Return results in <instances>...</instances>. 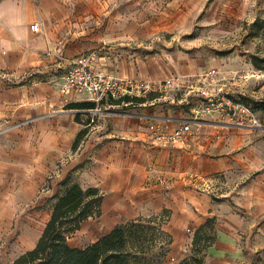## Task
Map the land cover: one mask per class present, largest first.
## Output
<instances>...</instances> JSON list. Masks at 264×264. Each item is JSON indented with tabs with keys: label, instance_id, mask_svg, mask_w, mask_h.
Segmentation results:
<instances>
[{
	"label": "crops",
	"instance_id": "crops-1",
	"mask_svg": "<svg viewBox=\"0 0 264 264\" xmlns=\"http://www.w3.org/2000/svg\"><path fill=\"white\" fill-rule=\"evenodd\" d=\"M252 1L0 0V248L5 231L21 227L22 181L30 187L52 173L61 180L79 164L66 159L77 134L95 124L86 112L67 108L81 102L76 100L79 97L63 96L58 90L71 59L84 56L93 69L116 78L159 81L198 74L200 68L173 54L140 58L133 45L144 42L146 46L157 36V41L173 37L181 25L192 23L204 11L215 32L228 33L250 12ZM34 23L39 26L36 33L30 29ZM185 110L168 99L143 108L167 117H181ZM79 113L88 117L87 124L80 117L74 120ZM105 118L112 117L100 119L92 129L107 134ZM117 118L107 137L113 140L114 135H121L124 141L103 145L91 172L96 179L93 187L104 195L102 215L109 211L124 219L111 224L106 233L123 221L168 210L163 229L172 237L174 253L191 246L195 231L214 218L219 226L214 243L206 250L208 264H238L245 259L235 233L247 224L259 225L255 227L259 240L253 247L260 249L264 259V171L252 183L242 185L230 183L224 174L235 158L247 166L258 164V156L249 159V153L261 144L247 151L242 148V153L231 158L208 153L219 151L213 148L219 145L213 141L218 129H230L223 133L228 141L221 151L247 145L248 129L227 125L214 114L193 126L182 144L160 146L151 143L143 122ZM27 121L28 127L15 126ZM33 137L37 143L31 142ZM113 148L115 153L106 155ZM217 175L220 178L215 179ZM140 204L145 206L143 212L135 208ZM233 204L245 215H237Z\"/></svg>",
	"mask_w": 264,
	"mask_h": 264
},
{
	"label": "rangeland",
	"instance_id": "rangeland-1",
	"mask_svg": "<svg viewBox=\"0 0 264 264\" xmlns=\"http://www.w3.org/2000/svg\"><path fill=\"white\" fill-rule=\"evenodd\" d=\"M133 1L135 2L137 0ZM153 12L156 13V10H153ZM207 19L208 17L204 11L192 23L181 25L178 32H176L173 37L160 38V40L157 41L160 37L157 36L154 38L153 43L152 41H147L146 46L144 42H141L142 44L140 45L135 43L133 47L137 49L134 50V53L140 58L151 57L155 53H169L187 62H191L192 65L200 68L201 71H205V69H209L213 66L222 65L234 72L240 73L244 79L238 90L239 95L237 98L252 108L255 115L261 119L264 126V62H258L257 66L254 63V57L264 59V24H254L256 20H264V0H253L250 12H248L245 18L228 33L215 32L216 27L213 24H208ZM72 61L73 59L67 64L61 76L66 73ZM76 100L92 103L90 96L87 95L81 96ZM113 111L116 112V115L108 114V116L112 118H105L106 130H108L107 134L92 129L100 119L107 115L100 116L95 118L93 122L95 124H91V126L84 129V133L81 135L75 148H73L72 144L70 150L66 153V159L78 160L79 164L64 175L61 180L60 177L55 178L56 175L52 173L44 181L29 184L30 187L22 181L19 198L21 227L14 231H5L4 243L0 248V264H11L15 258L31 250L35 246L50 217L49 200L57 192L59 182L70 175L72 179L77 181L83 188L95 186L96 179L91 172L94 166V157L99 153V149L110 141H124L121 135H116L117 137L114 135L113 140L107 137L112 133L113 129H115L118 121L117 119H119L117 118V113L123 112L124 109ZM79 117L83 120V124L89 122L88 117L82 116L80 113L74 114L75 121L78 120ZM219 120L224 121L223 118H219ZM30 124L31 123L27 121L21 124H15V126L25 128ZM222 128L224 129H218L219 134H217V137L213 138V141L219 144L213 148L219 151L215 154L209 151L208 153L212 155L231 158L232 154L236 156L237 153H242V148L247 151V149H252L251 145L258 147L255 144H261L259 150H251V153H249L251 156L249 159L258 156L260 159L258 164H252L250 162L247 166V164L237 162L235 158L233 159V164L224 170V174L227 176L230 183L238 182L240 185L243 183H252L256 174L260 170L264 171V131L257 133L255 131L246 130L245 134L247 139L245 140V144L247 145L233 147L231 151H221V148H223L221 145L226 144L228 141L224 138L223 133L230 131L227 127ZM3 130H5V128ZM28 137L29 136H25V139H28ZM210 138L211 137L208 136V139ZM37 140L33 137L31 142L34 144L35 142L37 143ZM114 153L115 148L107 149L106 151V155H112ZM218 178H220V175L215 177V179ZM13 201L16 205L18 200L15 198ZM230 201L233 202V199H230ZM233 205L236 206L234 212H236L237 215H245L240 211L238 205ZM135 208L143 212L145 206L140 204ZM29 213L30 215H28ZM109 219H114V221L110 222ZM122 219L123 218L118 215L114 217L109 211H106L99 218L89 219L83 223L80 230L73 235L69 240V244L74 247H84L104 235L111 224L121 221ZM218 226V221L214 219L212 234L215 236V239L218 233ZM256 226L259 225H255V227ZM255 227L253 224H247L243 230H238L235 233L238 246L245 254V259L238 264H260L261 261H264L260 249L253 247L256 241L259 240L257 239L258 232ZM260 240L262 239L260 238ZM191 250L192 246H189L178 253H174L170 246L164 264H179L183 259L191 257ZM204 254L205 257L203 258L202 264H208L206 251H204Z\"/></svg>",
	"mask_w": 264,
	"mask_h": 264
},
{
	"label": "built area",
	"instance_id": "built-area-1",
	"mask_svg": "<svg viewBox=\"0 0 264 264\" xmlns=\"http://www.w3.org/2000/svg\"><path fill=\"white\" fill-rule=\"evenodd\" d=\"M32 32L39 31L34 23ZM243 76L225 66H213L193 75H175L159 81L137 77L116 78L95 70L88 58H75L61 76L59 92L63 96H90L93 108L86 112L93 123L95 118L116 115L113 110L124 109L117 116L145 124L153 145L177 146L192 134L193 126L206 121L209 115L223 118L225 124L251 131H264V126L252 108L237 98ZM162 99L185 107L181 117L156 115L143 108Z\"/></svg>",
	"mask_w": 264,
	"mask_h": 264
},
{
	"label": "trees",
	"instance_id": "trees-1",
	"mask_svg": "<svg viewBox=\"0 0 264 264\" xmlns=\"http://www.w3.org/2000/svg\"><path fill=\"white\" fill-rule=\"evenodd\" d=\"M259 23L264 24V20L254 22ZM258 62L264 59L254 57L256 66ZM93 106L89 102H74L67 108L85 110ZM83 133L84 130L77 134L73 148ZM103 197L97 187L83 188L68 175L59 182L57 192L49 200L51 214L35 246L11 264H164L172 243L171 235L163 229L170 216L168 210L116 224L84 247L69 244L83 223L102 215ZM213 222L214 218H209L195 231L192 255L179 264H202L204 251L215 241Z\"/></svg>",
	"mask_w": 264,
	"mask_h": 264
}]
</instances>
